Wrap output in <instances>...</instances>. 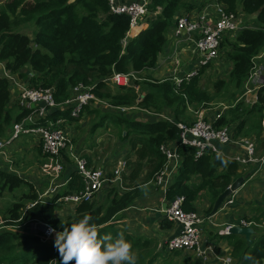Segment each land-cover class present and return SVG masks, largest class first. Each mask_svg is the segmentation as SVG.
<instances>
[{
  "label": "trees",
  "instance_id": "trees-1",
  "mask_svg": "<svg viewBox=\"0 0 264 264\" xmlns=\"http://www.w3.org/2000/svg\"><path fill=\"white\" fill-rule=\"evenodd\" d=\"M216 1L225 4L228 10H237L236 0ZM0 3H3L0 4V62L11 73L27 79L28 85L51 87L56 103L64 101L70 96L72 86L81 83L92 85L95 95L113 106H136L151 114H159L164 109L173 113L174 121H141L127 116L123 111L111 115L115 123L121 125L119 136L123 142L129 144L130 150L135 152L136 161L147 158L149 162L144 182L151 180L162 168L165 157L159 151V145L178 139L179 129L176 121L187 122L183 115L190 106L204 107L213 99V96L202 90L198 84V77L205 67L188 80L183 79L179 85L171 78L146 77L135 80L139 90L144 91L142 95L133 86H115L116 90L113 91L103 81L113 72L134 71L138 76L142 71L153 68L159 54L164 50L166 33L174 26L175 16L181 12L199 9L202 4L192 7L186 0H150L148 10L152 12L156 6H160V12L148 17L147 26L129 38L123 46L122 40L128 30L129 17L126 14L108 13L106 0H0ZM203 6L204 4L201 8ZM180 9L187 10L180 12ZM240 10L250 15L257 25L237 31L231 41L225 38L224 42H221V56L228 59L232 66L228 82L221 79L214 82L215 94L227 84L236 89L242 88L253 70L256 58L264 51V0H240ZM31 21L36 26L32 39L25 33L14 31L13 28L20 22ZM26 67H29L33 74H29ZM9 99L8 80L0 76V138L7 137L6 131L14 121H19L29 114V110L23 109L14 116L12 108L9 107ZM252 114L256 115L257 121L250 126L249 131H255L259 135L263 130L261 119L264 114V84L257 88L256 100L249 108H244L242 102L231 105L219 118L212 121V124L215 127H229L236 138L239 137L237 132L248 122L246 117ZM48 115L51 120L76 119L70 116L68 109H54ZM232 123L236 125L233 127L230 125ZM261 144L264 149V135ZM178 151L181 161L165 194L169 200L176 195H183L184 210H196L193 201L201 192L208 194L214 202L232 179L242 174L238 163L221 153L209 150L195 158L194 148L185 145H179ZM71 163L67 158L64 161L63 173L66 168L71 169L66 186L54 197L48 198L47 202L39 201L33 184L28 180L0 169V189L7 188L11 191L22 184L28 186V191L21 195V200L14 202L7 208L6 215L0 217V227L25 224L31 219H38L55 231H62V222L70 224L74 218L79 219L88 214L92 217L90 223H95L101 236L111 233L115 237L122 231L125 239L132 245L146 244L147 240L133 238L123 228H117L114 223L121 218V212L138 196L143 181L134 185H123V188H108L103 202L77 204L74 214L65 219L55 214L56 198L66 192L79 190L82 186L81 177ZM138 166L131 172L129 179L136 177ZM194 176L199 177V182L190 184L189 181ZM23 200L36 203L29 206ZM260 203L264 205V193ZM256 209L261 211V215L252 213L243 218L252 216L258 220L263 217L264 207L259 206ZM211 210L212 206L207 213ZM165 222L169 223L166 220ZM254 231L251 242L236 234L224 236L231 243L232 255L238 258L240 264H252V261L244 259L245 255H251L256 264H264V234L258 235V228H254ZM171 252L181 255L183 251ZM8 259H19L25 264H49L53 259L56 264H60L61 261L54 242L43 243L35 235L21 236L12 230H0V262ZM152 261L153 257L148 260V264ZM197 261L201 263L199 259Z\"/></svg>",
  "mask_w": 264,
  "mask_h": 264
},
{
  "label": "built area",
  "instance_id": "built-area-1",
  "mask_svg": "<svg viewBox=\"0 0 264 264\" xmlns=\"http://www.w3.org/2000/svg\"><path fill=\"white\" fill-rule=\"evenodd\" d=\"M106 1L108 13L126 14L129 17L128 30L122 40L123 46L129 38L134 37L140 29H143L144 23L147 24L146 19L148 17L155 16L161 9L160 6H156L155 10L150 12L147 8L150 0ZM244 27L239 13L228 10L222 2L218 1L207 3L201 9L178 13L175 16V24L170 29L173 40L171 48L163 57L164 64L169 70V75L165 78H171L176 85H179L183 79L188 80L197 75L202 67L206 68L216 62L219 55L221 57L220 44L223 38L227 34L234 35ZM6 71L11 73L7 69ZM261 71H264V55L261 64L254 63L248 79L258 77ZM10 75L8 74L9 80L11 79ZM135 80H140V78L134 71L113 72L104 79L111 85L133 86L136 91H139L138 85L134 83ZM11 86L16 89L17 104L24 110H29V114L23 116L19 121H14L7 137L0 139V154L5 146L20 136H37L41 152L45 157L42 171L49 180L48 188L38 195L39 201L47 202L46 199H42V196L52 198L58 193L66 158L75 166L81 177L82 186L79 190L58 196L56 198V210L60 205L76 206L83 202H91L106 182L118 183L122 187V176L127 171L126 159H117L109 175L104 166L89 165L86 159L78 154L65 118L50 120L46 124H37L35 121V119L44 117L54 109H68L70 116L77 119L89 105L105 102L111 105L95 95L92 91V85L80 83L72 86L70 96L61 103L55 102L51 87L21 84L17 79L12 80ZM114 107L125 109V107ZM221 113V111H215L212 121L219 118ZM195 114L196 117L189 122H176L179 129L177 140L163 142L159 145V151L165 160L162 168L154 174L152 180L157 186L166 190L173 181L181 161V155L178 151L179 145L193 147L194 157L197 158L209 150L213 153H220L218 145L240 144L243 155L241 153L234 154L231 156L233 160L242 165L255 161H258L260 165L263 164L264 155L260 158L254 156V141L252 139L247 137L234 138L229 127L213 126L212 121L210 122L201 116L203 114L202 109L196 110ZM261 125L264 128V114ZM231 194L226 197L223 204L232 203ZM184 199L183 195H176L164 209V215L167 219L178 226L176 233L168 238L166 249L168 252L176 250L193 252L201 264H208V255L212 250V245L203 238L201 224H204L205 221L211 223L210 215H203L195 210H184ZM35 203L36 201L29 202L28 205L32 206ZM233 225L249 226L253 229L264 228V216L258 220L252 216L240 218L237 224L227 225L219 233L229 234L228 228ZM30 228L32 232L38 234L42 241H47L55 232L51 226L36 219L32 221Z\"/></svg>",
  "mask_w": 264,
  "mask_h": 264
},
{
  "label": "crops",
  "instance_id": "crops-1",
  "mask_svg": "<svg viewBox=\"0 0 264 264\" xmlns=\"http://www.w3.org/2000/svg\"><path fill=\"white\" fill-rule=\"evenodd\" d=\"M131 1H138V0H131ZM146 26H147V24L144 23L143 28H145ZM166 39L168 40L167 46H165L163 52L160 53L159 58L157 59L156 65L153 68L144 70L142 72H146V73L153 75L159 79H164L165 77H167L169 75V70H167V67L164 64L163 57H164L165 53L169 52V50L171 48V44L173 42L170 31H168L166 33ZM263 55H264V51L261 52L260 55H258V57L256 58V60H255L256 64L262 63V56ZM165 68L167 70L166 74L164 76L159 75L161 70L165 69ZM26 70H28L29 74H33V72L30 71L29 67H26ZM8 74L9 75L11 74L10 80L8 78ZM0 76H3L8 80L9 93H10L9 107L12 108L13 115L15 116L16 114L21 113L23 111V108H21L16 102V89L13 86H11V82L13 79H17V81L19 80V82L21 84H27V82H26L27 79L19 78L17 76V74H15V73H8V71H6L4 64L2 62H0ZM255 81H257V82H255ZM247 82H248V79L244 83V85H245L244 92H245V94H247V93H251L253 91V94L250 95V99H251V100H249L250 103H248L249 105H252L256 100L257 88H259L260 85L264 84V71L259 72L258 77H252L251 78L249 85L252 87H250L249 85H246ZM105 83L110 87H115L114 85H111L108 82H105ZM139 93L142 95L144 93V91L139 90ZM100 108L103 109V111H105V112H102L103 115L101 117L102 120L100 119L101 122L104 120V118L114 120V118L111 115L117 114L118 111H123L127 116H129L133 119H136V120H141V121H151V120H157V119L173 120L172 119L173 113L169 109H164L159 114H151L150 112H148L144 109H139L136 106H128L122 110L121 108H116L113 105L107 104L106 102L89 105L84 109L82 114L86 115V112H89V113L99 112ZM50 112H48L47 115H45L44 117L41 116V117L35 119L36 123L37 124H40V123L46 124V122L50 121L51 119L48 118V116H49L48 114ZM214 112H213V114H214ZM221 112H223V111H221ZM83 118H81V121L83 120ZM212 118H213V116H212ZM66 121L68 123V129H69L71 135H74V132H76V130L78 129L77 127H79L78 125L81 124V121L79 123L78 118L72 119V120L66 119ZM179 121H183V120H179ZM176 122H178V121H176ZM95 125H99V124L96 123ZM115 126L118 127V125H115ZM10 128L11 127H9L6 131L7 135L9 134ZM262 133H263L262 134V136H263L264 135V128L262 130ZM19 138H16L11 144H8L7 146H5L3 148V152L0 155L10 156L12 153L17 151V149L15 147L20 148L23 146V149L26 152H28L29 155H31L32 152L34 153L35 149H37V148L40 149L37 136L23 135V136H20ZM258 138H259V135H258ZM0 139H2V138H0ZM73 140H74V138H73ZM74 143H75L76 150H77L78 154L80 156H82L83 158H85L89 165L104 166L106 172L108 173V171L106 169L108 157L103 158V156L101 154L99 155V154L95 153V151H93L91 149L92 147L90 146V144L84 145L82 150H85L86 152L81 153V147L78 145V143L75 142V140H74ZM89 143H91V142H89ZM123 144L125 146L123 147L124 149L122 151L131 153V155L133 157L132 159H134V161H135V163H134L135 168H137L138 163H140L138 166V171L136 172V174H137L136 177L142 176V175L144 177L142 178L143 182L139 187L140 192H139L138 196L133 200V202L128 207H126L121 212V214H122L121 218L119 220L115 221L114 223H115V226L117 228H123L126 231V233L131 235L133 238H140L142 240L148 241L146 244L139 246V249L148 251L146 254L147 258H148L151 254V251H156V252L158 251L157 253H159L161 251V249H163L164 251H167L166 242L170 236H172L173 234L176 233L178 226L176 224H174V222L167 219V217L162 212L164 209L163 207H166L168 202L170 201L169 199L166 198L165 193H166L167 189L163 190L161 187L157 186L152 181L154 177H152L151 180L144 182L145 178L147 176L148 170H149V162L147 161V158H143L140 161H136V154L134 151L130 150L129 144H127L126 142H123ZM91 145H93V144L91 143ZM219 146H222V147H219ZM218 150L221 154L226 155V156H233L234 154H238V153H241L243 155V149H242L240 144L232 143V144H228V145H218ZM117 152L121 153V150H118V149L115 150L114 151L115 156H116ZM40 153L42 154L41 150H40ZM258 155L255 156V158H260L261 156H263L264 155V149H262L261 153H258ZM42 156H43V154H42ZM44 160H45V157H44ZM44 160L41 159L40 164H43ZM238 165L240 167L239 170L241 172L243 170H245V172H243V173L248 174V175H251L254 172L253 171L248 172L249 169H247V167H245L246 165H248V166L254 165L256 168L258 167L259 172L261 170L264 171V162L261 165L258 163V161L251 162V163H248L246 165H242V164L238 163ZM259 165H260V168H259ZM113 166H114V164H113ZM7 167L10 170H6L3 168H0V169L6 170V171L11 172V173L15 172L14 174H16L18 176L20 175L16 170H13V168H14L13 165H8ZM129 167H130V173H129V176H130L131 172L134 170V166L133 167L129 166ZM64 169H65V166H64ZM111 170H112V168H111ZM111 170L108 173L109 175L111 173ZM126 172L128 174V169ZM69 173H71V169L68 170L66 168V170L63 173V176L60 179L61 186L59 187V189L60 188L64 189V187L66 186L67 181L70 178L68 175ZM129 176H128V178H130ZM124 178H125V176H124ZM46 180H47V178H46ZM28 181L34 185V182H32L30 180H28ZM189 182H190V184L197 183V182H199V177L194 176V177H192V179ZM171 183H172V181H171ZM171 183L169 185H171ZM247 183H248L247 180H245L244 184L231 194L230 197L232 199V203L222 204L220 209L217 212H215L214 214H211V212L209 214H204V212L201 210L202 208H200V203H199L198 199L200 196L203 195L202 192L199 193L198 196L196 197V199L193 201V205L196 208L195 211H197L200 214L210 215L211 223L207 222L208 223L207 225H209V226H208V228L206 227V232L203 233V238L205 240H207V242L209 244L212 245V250L209 252V255H208L209 256L208 257V259H209L208 264H224V261L228 260V259L231 260V264H240L238 258L232 255L233 247H232L231 243L228 241V239L224 237V236H226V234H220L219 233V231L222 229L217 230L215 233V236L213 238H211L210 232L212 231L211 228L217 227L218 223L216 222V220H218V219H219V222L221 221L225 226H227V225H231V224H237L240 218H243L244 216H248V215L252 214V213H249L250 208L247 207V205H249V203H250L249 206H252V207L253 206L264 207V205L260 203L261 195L264 193V187L261 186V180L258 179V186H255V188L258 189V194H257V197L255 199H254V196L250 198V195H252L253 191H251V192L246 191V184ZM117 184L116 183L113 184L112 182H106L104 187L98 192V194H96V196L93 198L92 201L95 204H100L101 202H103L107 196L108 188L120 187V186H117ZM48 185H49V180H48ZM124 185L129 186L126 182L124 183ZM146 185H151L152 188H150V189L144 188V186H146ZM34 186L37 187L36 184ZM122 188H123V181H122ZM40 194L41 193H39L38 195H40ZM204 195L207 197V199H209L208 195H206V194H204ZM48 198H50V196H47L46 198L45 197L43 198V196H42L43 200L44 199L47 200ZM209 201H210V199H209ZM61 207L62 208L57 209L61 213L60 216L57 215L59 218L65 219L66 217L74 214L75 206L64 205ZM244 209H245V211H244ZM251 211H253V209H251ZM56 212L57 211H55V214H56ZM5 213H6V211H5ZM0 217H2V216H0ZM36 220L39 221L38 219H36ZM165 220L169 221V223L165 222ZM32 221H34V219H31V221L29 220L24 225L23 224L15 225L17 227L22 226L20 230H14L13 228H8V230H12L13 232H15L19 235L26 234L27 229H25V227L27 225L30 226ZM163 223H165V224L162 225ZM5 226H12V225H5ZM2 227H0V228H2ZM30 231H31V228H30ZM18 232H20L21 234ZM55 232L52 234V236L47 241H42V240H40V241L43 243H50V241L52 239H55ZM31 233H33L35 236H37L39 238L38 234H35L32 231H31ZM132 246L134 247L135 245H132ZM147 247H149V248H147ZM134 249L135 248H133V251H134ZM186 252L191 256L188 259H185L186 257L184 258V256H180V255L174 257L175 261L179 260L178 264H201L200 262L197 261V258L193 252H188V251H186ZM159 255L160 254H158L157 257H159ZM179 256L182 258L178 259ZM15 262L23 263L19 259L14 260V261H10L8 259V260L1 261L0 264H15ZM147 264H148V262H147Z\"/></svg>",
  "mask_w": 264,
  "mask_h": 264
},
{
  "label": "rangeland",
  "instance_id": "rangeland-1",
  "mask_svg": "<svg viewBox=\"0 0 264 264\" xmlns=\"http://www.w3.org/2000/svg\"><path fill=\"white\" fill-rule=\"evenodd\" d=\"M4 1L5 0H2V2H4ZM186 2H187V4L191 5L192 7H196L198 5H201V4L205 5V4L210 3V2L216 3V0H186ZM0 4H3V3H0ZM236 5H237L236 11L239 13V15L242 19V22L245 26L244 28L255 27L257 25V22L255 20H253V18L250 15H247L240 10V0H236ZM201 6H200V8H201ZM184 10H187V9H180V12L184 11ZM101 18L102 17H100V19ZM13 29H14V31H19V32L27 34L32 39L34 32L36 30V26L33 24L32 21L31 22H20ZM225 38H227L228 41H231L234 38V35L227 34L223 38L222 43L224 42ZM167 43H168V40H167L165 46H167ZM224 47L227 50L228 47H226V44L224 45ZM222 51H223V49L221 48L220 54H222ZM158 58H159V56H158ZM231 66H232V63L228 59L223 58V56L220 57V55H219L216 62L207 66L205 68V70L199 75V77H198L199 87L202 90H205L206 92H208L211 96H213V99L211 100V102L206 103L204 105V107L198 106V108L197 107L195 108L194 106H190L189 107L190 109L187 110L186 113L183 115L184 119L188 120L187 122H189L193 118H195L196 117L195 111L200 110V109L203 110V114L201 116L211 122L213 119L212 116H213L214 111H224L225 109L227 111L231 105L234 106L238 102H242L244 108L250 107V105L248 103H250V101H249V100H251L250 95L253 94V91L251 93L245 94V92H244L245 85H243V87L240 89H236L235 87L231 86L230 84H227L224 87H222V89L219 90L217 94H215L216 91L214 88V82L216 80H219V79L224 80L225 82H228V74H229V70H230ZM166 71H167L166 68L162 69L159 75L164 76L166 74ZM138 76H140L139 77V78H141L140 80H142V78H146V77L159 79V78H156L155 76L150 75L146 72H141L138 74ZM250 81H251V79H248V82L246 85H249ZM255 82H257V81H255ZM250 87H252V86H250ZM109 88L113 91L116 90L115 87L109 86ZM102 112H105V111H103V109L100 108L99 112H94V113L86 112V115L81 114L78 117L79 123L81 121V118H83V117L84 118L81 121V124L78 125L79 126V127H77L78 129L76 130V132H74V135H72V136H73L75 142L78 143V145L81 147V153L86 152L85 150H82L83 146L90 144V146L92 147L91 149L93 151H95V153H97L99 155L101 154L103 156V158L108 157V162L106 165V169H107L108 173L110 172L113 164L115 163V161L117 159L124 158L128 162V164H127L128 174L126 172L122 176L123 177L122 178L123 185L125 182L128 185H134V184L142 182L143 181L142 178L144 177L143 175L137 176L133 179L128 178L129 173H130V167L129 166H131V167L134 166V168H135V164H134L135 161H134V159H132L133 157H132L130 152L122 151L124 149L123 147L125 146L123 144L122 139L119 136V131L121 130L122 127H121V125L116 124L114 120H110V119L104 118V120L101 122L100 119L103 115ZM246 118L248 120L247 124L244 125V128L241 131L239 130V132H237V133H238L239 137H247L248 139H252L255 142L254 143V146H255L254 147V156H257L258 153H261V150L263 149L262 144H261V139H262L263 133L261 131V133L259 134V138H258V135L255 131H249L250 126H252V124L256 123L255 121H257L255 114H252L251 116L246 117ZM96 123H98L99 125H95ZM115 125H118V127H116ZM230 125H232L234 127L236 125V123H232ZM236 138H238V137H236ZM89 142H91L93 145H91V143H89ZM219 147H222V146H219ZM15 148L17 149V151L12 153L10 156L0 155V168L10 170L7 166L13 165L14 166L13 170H16L20 174L19 176H21L27 180H30V181L34 182V185L35 184L37 185V187H35L33 185L37 194L43 193L48 188V179L46 180L45 173L42 171V164H40L41 159L44 160V157L40 153V150L37 148L38 150L35 149L34 153L32 152V154L29 155V153L23 149V146L20 148H17V147H15ZM117 149L121 150V153L117 152V154L115 156L114 151ZM226 157L232 159L231 156H226ZM245 167H247V169H249L248 172L249 171L254 172L251 175H247L248 176V178H247V176L244 175L245 173H243V172H245V170H243L241 172L242 173L241 176H243L248 182L246 184V191L247 192L253 191L252 195H250V198L254 196V199H255L257 197V194H258V189L255 188V186H258V179L261 180V186L264 187V171L261 170L259 172L258 167L256 168L254 165H250V166L246 165ZM259 168H260V166H259ZM124 176H125V178H124ZM113 184H115V183H113ZM117 186H119V185L117 184ZM144 188L150 189V188H152V186L146 185V186H144ZM62 190L63 189L60 188L57 192H60ZM27 191H28V186L25 184H22L19 187L15 188L11 191L8 190L7 188L6 189H0V216L6 215L5 211L7 210V208H9L14 202L20 201L21 195L23 193H26ZM202 194L203 195L200 196L198 199L199 203H200V208H202L201 210L204 212V214H208L207 210H209V208H211V206L213 205V202L211 201V198L208 194H206L204 192H202ZM204 194L208 195L210 201H209V199H207V197ZM44 197L45 196H43V198ZM23 202L26 204L29 203V201H27V200H23ZM249 205H250V203H249ZM249 205H247V207L250 208L249 213H255V214L261 215V211L259 209H256L257 208L256 206L252 207ZM59 208H62L61 205L59 206ZM251 209H253V211H251ZM256 210H258V211H256ZM56 211H57L56 215L60 216L61 213L59 212V210H56ZM244 211H245V209H244ZM216 222L218 223L217 227L211 228V230H212L210 232L211 238H213L215 236V233L217 230L223 229L225 227V225L221 221L219 222V219L216 220ZM207 224L208 223L206 221L204 224H201V228H202L203 233L206 232V227L208 228V226H209ZM4 226L5 225H3V227L0 228V230H8V228H13L14 230H20L22 227V226H19V227H17V226H5L4 227ZM25 229H27L26 234H21L20 232H18V233H20L21 236L34 235L33 233H31L29 225H27L25 227ZM258 229H259L258 235L264 234V228L263 227H259ZM50 242H54V239H52ZM132 248H135L134 253L137 256V264H147L148 260L151 257H153V261L150 264H178V261H179V260L175 261V258H174L178 255H174V254H172V252L164 251L163 249H161V251L159 253H157L158 251L157 252L151 251L150 256L147 258V255H146L148 252L147 250H141V249H139V246H136V245L134 247L132 246ZM147 248H149V247H147ZM158 254H160L159 257H157ZM180 254H181L180 256H184V258L186 257L187 259L189 257H191L186 251H183ZM180 256L178 257V259L182 258ZM55 262L56 261L52 260V262H50L49 264H56ZM15 264H23V263L15 262ZM32 264H35V263H32Z\"/></svg>",
  "mask_w": 264,
  "mask_h": 264
},
{
  "label": "clouds",
  "instance_id": "clouds-1",
  "mask_svg": "<svg viewBox=\"0 0 264 264\" xmlns=\"http://www.w3.org/2000/svg\"><path fill=\"white\" fill-rule=\"evenodd\" d=\"M91 220L92 217L85 214L74 218L70 224L62 222L63 230L56 231L54 239L60 264H137L132 244L122 231L115 237L111 233L101 236ZM244 259L256 264L251 255H245ZM224 264H231V260H225Z\"/></svg>",
  "mask_w": 264,
  "mask_h": 264
},
{
  "label": "water",
  "instance_id": "water-1",
  "mask_svg": "<svg viewBox=\"0 0 264 264\" xmlns=\"http://www.w3.org/2000/svg\"><path fill=\"white\" fill-rule=\"evenodd\" d=\"M73 1V0H71ZM255 17V15H254ZM142 29L139 30V32ZM244 177L238 176L232 179L231 183L216 197V199L213 202L211 214H214L217 212L220 207L222 206L224 200L226 197H228L233 191L237 190L239 187H241L244 184ZM165 209V207H163ZM163 209V213H164ZM229 234H236L243 236L247 242H251V236L255 233L254 229L249 226H239V225H233L228 228Z\"/></svg>",
  "mask_w": 264,
  "mask_h": 264
}]
</instances>
